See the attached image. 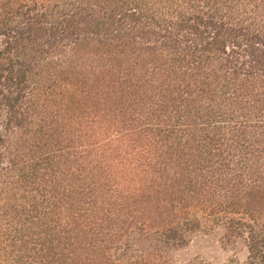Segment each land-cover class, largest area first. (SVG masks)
Masks as SVG:
<instances>
[{"label":"trees","instance_id":"obj_1","mask_svg":"<svg viewBox=\"0 0 264 264\" xmlns=\"http://www.w3.org/2000/svg\"><path fill=\"white\" fill-rule=\"evenodd\" d=\"M217 232L264 264V0H0V264Z\"/></svg>","mask_w":264,"mask_h":264},{"label":"rangeland","instance_id":"obj_2","mask_svg":"<svg viewBox=\"0 0 264 264\" xmlns=\"http://www.w3.org/2000/svg\"><path fill=\"white\" fill-rule=\"evenodd\" d=\"M246 251L241 243L229 244L223 240L220 232L199 234L185 247L172 253V264H188L200 259L208 264H226L228 259L243 261Z\"/></svg>","mask_w":264,"mask_h":264}]
</instances>
